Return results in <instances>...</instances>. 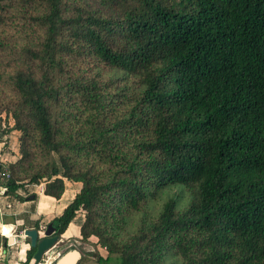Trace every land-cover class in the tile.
Here are the masks:
<instances>
[{
	"label": "trees",
	"instance_id": "1",
	"mask_svg": "<svg viewBox=\"0 0 264 264\" xmlns=\"http://www.w3.org/2000/svg\"><path fill=\"white\" fill-rule=\"evenodd\" d=\"M12 19L34 41L13 94L0 89V125L11 115L21 132L9 177L0 166L9 192L44 182L60 198L81 182L52 222L61 234L83 209L101 264H264V0H0V26ZM178 185L195 186L188 204L155 209Z\"/></svg>",
	"mask_w": 264,
	"mask_h": 264
},
{
	"label": "crops",
	"instance_id": "2",
	"mask_svg": "<svg viewBox=\"0 0 264 264\" xmlns=\"http://www.w3.org/2000/svg\"><path fill=\"white\" fill-rule=\"evenodd\" d=\"M0 150L1 160L4 165L8 166L18 160L16 153L8 156L4 149L0 148ZM12 150L15 151L16 149ZM31 186L34 189L29 188L30 184H25L13 194L8 191L4 182H0V233L7 238V241L11 236L13 237V242L9 244L10 247L7 249L5 257L0 259V264H34L33 258L26 263L27 252L31 244L29 238L22 231L26 228L36 227L40 222L48 224L53 218L60 216L65 207L81 189L82 183L66 179L65 191L60 198L45 194L44 182L39 185L31 184ZM34 186L38 187V189H35ZM28 191L29 193L34 191L37 195L36 198H28L30 195ZM84 216L83 209L79 210L66 230L61 233L63 241L60 243L64 242V244L63 246L61 244L56 246V251H59L57 256L74 249L80 254L75 264H101L97 261L98 255L105 258L108 252L106 248L100 246L98 239H92L91 236L88 239H83L84 241L90 240L93 243L91 246L94 248L93 252H96L95 256H92L89 252V250H92L89 248L91 246L87 244V246H83L82 241L77 240V238L82 237L81 225L84 221ZM11 225L14 226L13 229L10 227ZM7 227H10L9 232L5 231ZM19 230L21 233L17 235L16 231Z\"/></svg>",
	"mask_w": 264,
	"mask_h": 264
},
{
	"label": "rangeland",
	"instance_id": "3",
	"mask_svg": "<svg viewBox=\"0 0 264 264\" xmlns=\"http://www.w3.org/2000/svg\"><path fill=\"white\" fill-rule=\"evenodd\" d=\"M21 17V16H20ZM21 19H12L9 23H6L5 25L0 26V41L1 39H4L3 42H5L6 46L5 49L0 52V89H3L2 91L6 93V95L13 94L12 87L8 84L6 80H8L10 72L14 69V58L20 53V47L23 43L26 42H33L34 38H28V34H26L25 31H23V28L18 27L21 26ZM24 22V20H22ZM2 36V37H1ZM30 43V44H31ZM20 45V46H19ZM19 47V51H18ZM13 61V62H12ZM96 70V69H95ZM97 76L102 78H110L113 76L122 77L127 76L124 74V72L120 71H112L111 69H107L105 66H100L99 69L96 71ZM114 74V75H113ZM113 75V76H111ZM128 78L130 79L129 82L132 86H134V81L132 79V76L129 75ZM4 122L2 126L0 125V145L2 150L4 149V152L7 153L8 156H10L13 153H16L17 159L21 157L19 145H20V135L21 132L18 130H12L10 133H7V129L13 126L14 119L13 117L7 116L4 114ZM12 149H16L13 151ZM1 152V150H0ZM37 154L41 158V152L38 150ZM39 158V159H40ZM35 159H38L35 156ZM92 161L94 160L93 157H91ZM105 167V166H103ZM26 184H30V189H34L31 184L26 181ZM45 184V183H44ZM35 187V186H34ZM35 189H38V187ZM195 186L186 187V186H174L169 189H167L165 192H163L162 196L159 198V200L156 202L155 209L160 206V203L163 202L165 199H167L169 196H176L179 200V207L185 206L188 204V201L195 195ZM29 193V191H28ZM35 193L34 191L29 194ZM154 203H152L151 210H144L142 213H136L130 216L129 221L127 224H124L120 227L119 232L121 234H129L131 233L137 226H144L143 224L146 221L152 220L154 217L152 215L155 214L154 210ZM84 211V210H83ZM85 213V211H84ZM85 219V216H84ZM126 223V222H125ZM92 239H98L96 236H91ZM77 240L82 241L83 246H91L93 243L88 240L84 241L83 238H77ZM63 240H61L62 242ZM60 242L56 246H60ZM64 242L61 244L63 246ZM87 244V245H86ZM56 246L53 247L52 255H56ZM92 250H89L92 256L96 255V252L94 253L93 246L89 247ZM87 253V251H86ZM46 256V255H45ZM118 255H113L111 257L110 264H115V261L120 264V259H118Z\"/></svg>",
	"mask_w": 264,
	"mask_h": 264
},
{
	"label": "water",
	"instance_id": "4",
	"mask_svg": "<svg viewBox=\"0 0 264 264\" xmlns=\"http://www.w3.org/2000/svg\"><path fill=\"white\" fill-rule=\"evenodd\" d=\"M10 227L13 229L14 226L11 225ZM16 232L17 235L21 233L20 230ZM24 235L29 238L31 246L35 248V253L33 255L34 264H40L44 254L62 240L61 234L57 233L56 227L52 221L47 224V228L43 234L38 231L37 227H32L24 229ZM12 242L13 237L11 236L5 244L7 246L12 244ZM79 255L80 254L76 250H69L62 255H58L55 259V264H75Z\"/></svg>",
	"mask_w": 264,
	"mask_h": 264
},
{
	"label": "built area",
	"instance_id": "5",
	"mask_svg": "<svg viewBox=\"0 0 264 264\" xmlns=\"http://www.w3.org/2000/svg\"><path fill=\"white\" fill-rule=\"evenodd\" d=\"M1 159H2V156H1V152H0V166L3 167V170L1 172V175H2V177H9L10 176L9 170H8L7 166L2 163V160ZM46 228H47V223L46 222H40L39 225L37 226V229H38V231L41 234H43L45 232ZM23 232L24 231H22V233ZM6 251L7 250L5 249L4 246H0V259L5 257ZM58 252L59 251L57 250L56 253L58 254ZM48 253H49V251H47L44 254V256H43L40 264H55V259H56L57 255H55V257L53 258V260L49 261V254Z\"/></svg>",
	"mask_w": 264,
	"mask_h": 264
},
{
	"label": "bare ground",
	"instance_id": "6",
	"mask_svg": "<svg viewBox=\"0 0 264 264\" xmlns=\"http://www.w3.org/2000/svg\"><path fill=\"white\" fill-rule=\"evenodd\" d=\"M20 245H22V244H20ZM52 250H53V248H51L50 250H49V261H51V260H53V258L55 257V255H52ZM56 250V249H55ZM57 255V254H56ZM76 260V259H75ZM74 260V261H75Z\"/></svg>",
	"mask_w": 264,
	"mask_h": 264
},
{
	"label": "clouds",
	"instance_id": "7",
	"mask_svg": "<svg viewBox=\"0 0 264 264\" xmlns=\"http://www.w3.org/2000/svg\"><path fill=\"white\" fill-rule=\"evenodd\" d=\"M37 227V226H36Z\"/></svg>",
	"mask_w": 264,
	"mask_h": 264
}]
</instances>
